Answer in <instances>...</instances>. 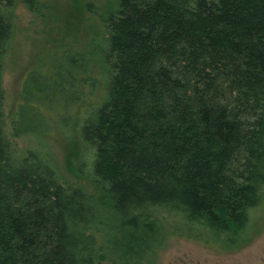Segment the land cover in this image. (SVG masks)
Returning a JSON list of instances; mask_svg holds the SVG:
<instances>
[{
  "label": "trees",
  "instance_id": "1",
  "mask_svg": "<svg viewBox=\"0 0 264 264\" xmlns=\"http://www.w3.org/2000/svg\"><path fill=\"white\" fill-rule=\"evenodd\" d=\"M116 1L108 98L81 130L97 151L91 195L5 133L13 10L48 7L0 0V264H158L172 236L249 240L264 198V0ZM15 125L14 139L33 133Z\"/></svg>",
  "mask_w": 264,
  "mask_h": 264
},
{
  "label": "rangeland",
  "instance_id": "2",
  "mask_svg": "<svg viewBox=\"0 0 264 264\" xmlns=\"http://www.w3.org/2000/svg\"><path fill=\"white\" fill-rule=\"evenodd\" d=\"M45 16L21 2L13 10V37L2 58L5 133L21 154L37 150L55 163L67 187L97 194L95 148L81 130L91 112L108 98L109 73L106 13L116 0H40ZM30 97L32 103L24 100ZM32 134L14 139L13 122ZM22 122V123H21ZM239 249L227 250L172 236L158 264H262L264 262V198L250 212Z\"/></svg>",
  "mask_w": 264,
  "mask_h": 264
},
{
  "label": "flooded vegetation",
  "instance_id": "3",
  "mask_svg": "<svg viewBox=\"0 0 264 264\" xmlns=\"http://www.w3.org/2000/svg\"><path fill=\"white\" fill-rule=\"evenodd\" d=\"M262 264H264V262Z\"/></svg>",
  "mask_w": 264,
  "mask_h": 264
}]
</instances>
